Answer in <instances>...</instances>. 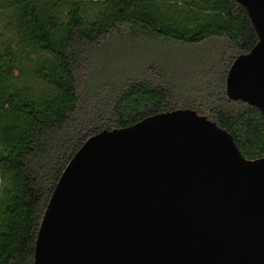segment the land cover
I'll list each match as a JSON object with an SVG mask.
<instances>
[{
	"label": "trees",
	"instance_id": "obj_1",
	"mask_svg": "<svg viewBox=\"0 0 264 264\" xmlns=\"http://www.w3.org/2000/svg\"><path fill=\"white\" fill-rule=\"evenodd\" d=\"M0 21V264L34 263L63 169L103 129L190 108L264 156V116L225 91L258 41L235 0H0Z\"/></svg>",
	"mask_w": 264,
	"mask_h": 264
},
{
	"label": "water",
	"instance_id": "obj_2",
	"mask_svg": "<svg viewBox=\"0 0 264 264\" xmlns=\"http://www.w3.org/2000/svg\"><path fill=\"white\" fill-rule=\"evenodd\" d=\"M258 36L227 97L264 116V0H235ZM33 264H264V156L190 108L89 136L44 210Z\"/></svg>",
	"mask_w": 264,
	"mask_h": 264
},
{
	"label": "rangeland",
	"instance_id": "obj_3",
	"mask_svg": "<svg viewBox=\"0 0 264 264\" xmlns=\"http://www.w3.org/2000/svg\"><path fill=\"white\" fill-rule=\"evenodd\" d=\"M4 26H5V22L0 21V44H4L5 42L9 41L10 39L14 37L12 32L8 31ZM15 74L17 75L18 73L15 72ZM26 80H27L26 82H28L30 79L29 80L26 79Z\"/></svg>",
	"mask_w": 264,
	"mask_h": 264
}]
</instances>
